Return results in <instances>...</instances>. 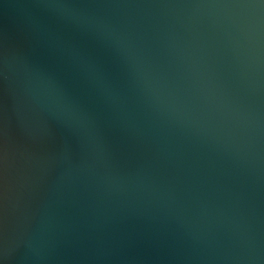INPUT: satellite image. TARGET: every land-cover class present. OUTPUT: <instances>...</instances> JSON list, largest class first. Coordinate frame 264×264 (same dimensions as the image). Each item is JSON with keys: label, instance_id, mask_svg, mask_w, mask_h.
<instances>
[{"label": "water", "instance_id": "water-1", "mask_svg": "<svg viewBox=\"0 0 264 264\" xmlns=\"http://www.w3.org/2000/svg\"><path fill=\"white\" fill-rule=\"evenodd\" d=\"M0 264H264V0H0Z\"/></svg>", "mask_w": 264, "mask_h": 264}]
</instances>
